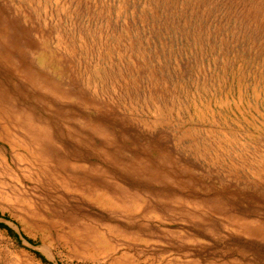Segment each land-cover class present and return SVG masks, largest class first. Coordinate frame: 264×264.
<instances>
[{
	"label": "rangeland",
	"instance_id": "374dc122",
	"mask_svg": "<svg viewBox=\"0 0 264 264\" xmlns=\"http://www.w3.org/2000/svg\"><path fill=\"white\" fill-rule=\"evenodd\" d=\"M0 264H264V0H0Z\"/></svg>",
	"mask_w": 264,
	"mask_h": 264
}]
</instances>
